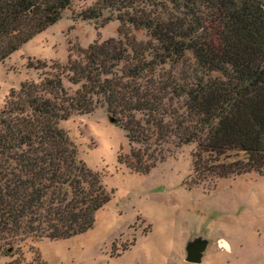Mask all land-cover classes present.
I'll list each match as a JSON object with an SVG mask.
<instances>
[{"label": "trees", "instance_id": "trees-1", "mask_svg": "<svg viewBox=\"0 0 264 264\" xmlns=\"http://www.w3.org/2000/svg\"><path fill=\"white\" fill-rule=\"evenodd\" d=\"M73 3L0 0V64ZM80 17L118 22L123 39L65 65L37 63L39 80L0 109V264H44L21 244L83 235L110 202L60 128L76 115L113 117L131 148L119 161L133 173L194 144L196 183L264 176V0H97Z\"/></svg>", "mask_w": 264, "mask_h": 264}, {"label": "rangeland", "instance_id": "rangeland-1", "mask_svg": "<svg viewBox=\"0 0 264 264\" xmlns=\"http://www.w3.org/2000/svg\"><path fill=\"white\" fill-rule=\"evenodd\" d=\"M97 0H74L62 19L0 64V109L25 82H37V63L65 65L80 50L123 39L119 23L83 21ZM139 42L145 31H132ZM105 109L60 123L79 159L102 179L110 202L91 230L67 240H28V262L44 264H191L187 246L205 243L199 264H264V176L248 173L215 183H196V145L174 148L150 173L131 172L119 158L130 153L125 133Z\"/></svg>", "mask_w": 264, "mask_h": 264}, {"label": "water", "instance_id": "water-1", "mask_svg": "<svg viewBox=\"0 0 264 264\" xmlns=\"http://www.w3.org/2000/svg\"><path fill=\"white\" fill-rule=\"evenodd\" d=\"M114 123L113 118L110 119ZM206 244L200 241H195L187 246V262L191 264H199L201 262L203 252L205 251Z\"/></svg>", "mask_w": 264, "mask_h": 264}]
</instances>
